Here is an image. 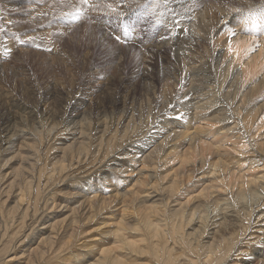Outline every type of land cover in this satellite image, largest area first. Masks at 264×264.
I'll list each match as a JSON object with an SVG mask.
<instances>
[{
	"label": "rangeland",
	"instance_id": "obj_1",
	"mask_svg": "<svg viewBox=\"0 0 264 264\" xmlns=\"http://www.w3.org/2000/svg\"><path fill=\"white\" fill-rule=\"evenodd\" d=\"M181 1L176 3L175 0H90V3L96 5V7L90 8L80 5L79 0H0V55L2 54L0 58L5 57L1 58L0 62V117L4 116L5 107L3 104L6 102V105L8 106L9 103L13 110L8 113L17 112L20 114L19 116L26 118V120H22V125L18 124L19 129L30 127L37 138L42 137L37 135L34 128H37L38 132L43 131L42 135L45 138L44 142L40 143L43 147L45 146L44 151L42 150L43 158L48 145L55 143V135L65 133L64 136H70L74 131L76 124H74L72 114L74 115L78 110L86 111L85 113H88L87 116L90 119L93 115L92 122L95 124V132L100 122L99 119L102 120L103 116L108 118L110 127H114L126 117L125 114L130 112L127 116H131L134 112L135 119H137L136 128L140 126V129L138 127L139 131L136 134L131 137L129 135L127 139L120 141V143L123 142L130 146L133 153L137 152V147L144 141L156 135L155 133L160 129L157 126L160 127V122L165 119H169L171 123L180 120L188 121V118L180 117L185 112L181 111V108L185 107L188 98L195 96V94L189 93L194 90L191 89V86L196 84L193 82L184 88L181 87L179 80L184 76L186 59L182 58L184 56L180 52L175 53V47L173 49L171 41H175L179 37L182 40L188 37L192 30L191 23L198 22L193 25V29L199 33L200 29L207 26V24H202L201 20L203 15L209 11L224 13L235 10L231 12L235 13L246 7L249 8L248 18H254L251 15H255L258 9H255L253 13L250 9L264 4V0ZM109 5L111 7H108ZM30 7L31 9H29ZM76 7L82 9L79 20H73L70 15L76 10ZM113 8L116 11H112ZM259 13H261L260 16L254 18L256 26L252 32L238 34L237 25V29L236 26L230 27L223 36L217 37V45H224L223 49L229 45L228 58L237 56L234 67L243 74L241 84L231 88V93L234 95L232 94L228 98L229 102L227 99H219V105L211 114L190 123L186 128L187 134L170 142L165 148V153L163 152L164 155H161L157 161V166L155 163H142L141 160L146 152L134 158L129 170H125L124 166L121 167L120 163L117 164L120 171L118 173L113 171V175L106 182L103 191L106 195L104 197L110 198L105 203L108 207L98 217V222L89 228L91 232L95 233V237L103 238L109 232L113 237V232L117 230L123 216L132 228H135L137 224L130 222L131 218L145 219L149 217L155 220V215L150 208L158 210L164 208L163 202L171 191L174 179L180 182L177 186L178 189L173 193L175 197L169 200L171 201L170 207L181 206L190 201L189 209L197 202L195 201L197 196L206 193H209V196L216 195L217 192L230 194L232 195L230 199L237 203H233V207L236 205L243 211V215L246 216V207H251L253 210L251 229L245 240L248 241L250 236L264 237V205L261 202L262 199L256 202L257 196L255 195L256 193L263 196L264 192L261 189L255 190L254 194L246 191L242 194V199L235 192L238 191L241 183L264 181V87L261 85L264 81L263 7L259 8ZM231 31L232 33H230ZM204 32L206 33V30L202 35L207 38L208 34L205 36ZM240 35L245 36L246 41L240 42V44L233 43V40ZM116 37H120V39L117 40ZM9 42L13 44V47L6 45ZM163 42H165L164 45H162ZM196 45H198L199 52L211 54L213 48L211 40H200ZM178 67L183 71H177ZM209 71L212 72L211 82L216 84L222 75L212 67ZM175 84L176 88H174ZM253 87H256L258 91L251 94L250 98H246L245 94L250 92ZM162 90L164 93H168L167 99L164 97L166 93H162ZM160 95L163 96V102L161 100L158 103ZM93 96L96 101L97 99L100 102L103 101V106L98 107V110L89 104L88 98L91 99ZM181 98L185 100L182 99L181 102ZM164 102L167 105L163 104ZM11 103L17 105L13 106ZM234 103H237L235 108L242 107V109H238V115L229 111ZM76 104L79 105L77 108ZM46 105L48 106L47 111L51 110L50 112L45 111ZM150 105L149 110L148 106L150 107ZM170 106L172 109L175 108L176 114H173L175 116L166 114ZM123 109H125L124 113ZM223 109H226V112L228 110L230 117L228 121L226 123L214 122L213 119L217 118ZM85 113L84 118L87 117ZM99 113L100 118L98 117V119L96 116ZM48 122L52 124L48 125ZM55 125L58 126L52 134H49L48 129ZM193 134H197L194 135L195 140L191 137ZM0 135H2L0 138L4 137L1 132ZM130 144L135 146V150ZM115 153H117V149ZM14 155L9 152L4 155L5 159H0L2 174L13 169L15 171L19 166L20 159ZM203 159L206 161L204 166L201 164ZM212 162L224 164L225 169L211 168ZM153 169L156 170L155 177ZM177 174L179 179L176 178ZM81 176L83 174H79V177L76 176V179L85 181L84 178L79 179ZM94 178L88 180L93 181ZM118 187L123 191L130 192L126 200H129H127V204L131 203L133 206L130 204L127 209L122 198L119 200L113 198ZM59 189L68 188L63 185ZM109 203L111 204L109 205ZM221 217L217 216V218ZM229 220L231 227L233 224H239L236 219L230 216ZM220 221L222 220L219 219ZM199 224L200 222L197 225L195 223L185 225L184 238H189L193 244H195L194 241H197V244L214 246L217 243L216 237L214 240L210 238L212 235L203 238L202 234L199 237L200 232L198 231L204 229L198 227ZM216 230L215 228H206L205 232L213 234ZM250 241L253 240L250 239ZM171 245L173 246V244ZM262 246L264 245L261 241L255 247L249 248L239 263H237L238 260H234L236 258L234 256L241 257V255H237L239 251L233 252L229 264H264L258 255ZM91 248L89 251L81 252L82 255L79 257L83 262L85 261L83 254L84 256L89 254ZM175 251L176 253L180 252L179 249ZM11 257L12 255L9 258ZM85 258L90 260L86 256ZM125 259L130 264H154L153 261L143 258L139 252L127 254ZM184 261L185 259L180 258L179 262L183 263ZM74 262L78 264L79 261Z\"/></svg>",
	"mask_w": 264,
	"mask_h": 264
},
{
	"label": "bare ground",
	"instance_id": "obj_2",
	"mask_svg": "<svg viewBox=\"0 0 264 264\" xmlns=\"http://www.w3.org/2000/svg\"><path fill=\"white\" fill-rule=\"evenodd\" d=\"M175 2L182 1L175 0ZM29 9H31V7ZM234 11L235 10L224 13L209 11L203 15V19L201 18L202 20L199 19L202 24H207L204 28H199V33L195 32L193 29V25L198 24V22L194 24L191 23L192 30L188 37H185L183 40L179 37L177 40L171 41L173 49L175 47V53L180 52L182 56H184L182 58L186 59L184 63L186 65L184 76L179 80L181 87L184 88L193 82L196 84L191 86V89L194 90L189 93L195 94V96L190 99L186 98L188 100L186 101L187 104H185V107L181 108V111L185 112L184 115L180 117H184L185 119L188 118L189 120L182 121L180 119L184 118L179 117L180 121L171 123L169 119H163L164 121L160 122L162 127H159V125L157 126L160 129L157 130L155 133L156 135L150 137L149 140L144 141V143L142 142L143 144L138 146V149L136 148L137 152L133 153L130 146H127L126 143H120V141L127 139L129 135L131 137V135L133 136V134H136L140 129V126H138L139 129L138 127L136 128L137 119H135L136 116H134V112L133 114L131 113V116L129 115L130 117L127 116L130 112H128L127 115L125 114L126 119H122L114 127H110L107 117L104 118L103 116L101 120L99 119L100 113L97 114L96 117H99L98 119L100 122L95 132V124L92 122L94 118L93 115L92 119H90V117L87 116L88 113H85L86 111L77 109L78 111L74 115L72 114L73 120L75 121L74 124H76L74 126V131H72L70 136H64L65 133L55 135V143L48 145L49 147L45 149L43 158L42 155L44 152L42 153V150L45 146L43 147L40 145V143H42L41 141L45 138L42 135L43 131L38 132V130H36L37 128H34V131H36L37 135H40L42 139L37 138L30 130V127L19 129L18 124L21 123L22 125V120H26V118L19 116L20 114L17 112L8 113V111H13L11 110L12 107L9 103L8 106L6 102L3 104L5 110L3 112L4 116L1 115L2 117H0V132L3 133L4 137L0 138V159H5L4 155L11 152L15 154L14 156L19 157L20 164L15 171L13 169L2 174L0 170V264H77L74 261H79L78 264H130L125 259V255L136 252H139L141 256L148 261H153L154 264H229L233 252L239 251L237 255H241V257L234 256L236 257L234 260H238L237 263H239L240 259H242V256L246 255L249 248L255 247L261 241L264 245V237H260V235L257 237L250 236L248 241L245 240L251 229L253 210L251 207H246V216L243 215V211L236 205L233 207V203L236 202L230 199V197H232L230 194L226 195L217 192L216 195L209 196V193H206L197 196L198 199L195 198L197 202L189 209L190 201L183 203L181 206L170 207L171 201L169 200L175 197L173 193L178 189L177 186H179L180 181L177 179H174L171 184V191L166 195L165 201L163 202L164 208L161 210L150 208L155 215V220L149 217L145 219L131 218L129 219L130 222L137 224L135 228H132L123 216L117 230L113 232V237L110 236L111 232H109L105 237H99L98 239L94 236L95 233L89 230V228H92L90 227L91 225L98 222V217H100L102 215L101 213L108 207L105 203L107 200H110V198L104 197L106 195L103 191L105 190L106 182L111 179L113 171L117 173L120 171V169L118 170L117 168V164L120 163L121 167L124 166L125 170H129L132 167L131 164L134 158L146 152L143 160H141L142 163H155L157 166V161L160 159L161 155H164L162 153H165V148L170 142L178 140L181 136L186 135V128L195 119H201V117L211 114L219 105V99H227L228 101V98L233 94L231 93V88L241 84L243 81L242 72L234 67L237 56L234 58L227 57L229 55V45L225 46V49H223L224 45L216 44L218 40L217 37L223 36L230 27L234 28L236 26L237 29L238 25V34L240 32L245 33L255 29V19L248 18L249 8L245 7L244 9H239V11L235 13H231ZM193 14L195 16L194 12ZM5 19L7 20V18ZM241 19H243L244 22L240 27L239 22ZM204 30H206L204 35L206 36V34H208L207 38H204L202 35ZM230 33H232V31ZM206 39L211 40L213 43V48L209 55L205 52H199L198 45H196L200 40ZM245 41V36L240 35L233 40V43L240 44V42ZM164 44L165 42L162 43V45ZM6 45L11 47L13 44L9 42L6 43ZM1 58L0 62L5 57ZM210 64H212V66H210ZM210 67L217 70L218 73L222 75V78L216 84L211 82L212 72L209 71ZM177 71L181 72L183 69L178 67ZM261 85L264 87V81ZM174 86V88H176V84ZM257 91L256 87H253L250 92L245 94V97L250 98V95ZM162 93H164V91ZM167 94L168 93L164 95L165 99H167ZM180 95H178V97H180ZM3 96H1V98H3ZM162 97L163 96L157 101L158 103L161 102ZM183 98H181V102ZM88 100L89 104L97 108V110L98 107L100 108L103 104V101L100 102L98 99L96 101L94 96L91 99L88 98ZM184 100L185 99H183V101ZM77 104L76 108L79 106H77ZM163 104L167 105L165 102ZM236 104L237 103H234L231 106V110H229L234 115H238V109H242V107L239 106L235 108ZM12 105L14 106L17 104L15 103ZM47 105L45 111L50 112L51 110L47 111ZM171 107L172 106L167 109L168 112H166V114H168V116L176 114V112H174L176 111L175 108L172 109ZM148 108L150 110L151 105L150 107L148 106ZM125 109L122 110L123 113ZM84 113L85 116H87L86 118H84ZM229 118L228 110L226 112V109H223L221 114L217 116V118H214L213 121L226 123ZM14 121L15 123H13ZM50 124L52 123L48 122V125ZM57 126L58 125L51 126L49 129L47 128L48 133L52 134ZM21 133L23 134L21 135ZM194 135L196 136L197 134L191 135L193 140H195ZM118 146L119 148H117ZM132 147V149L135 148V146ZM116 149L117 153H115ZM1 156L3 157L1 158ZM205 162V159H203L201 164L204 166ZM37 167L39 168L37 169ZM210 167L219 168L221 170L225 169V165L219 162H212ZM192 170L194 171L195 169ZM79 174H83L79 179L84 178L85 181L76 179V176L79 177ZM153 174L155 177V169H153ZM92 177H95L93 181L88 180ZM178 177L179 175L176 176V178ZM63 185H66L68 189H59V187ZM239 185L238 191L235 192H237L236 195L240 198L246 191H250L254 194L255 190L261 189L264 192V181L262 180L248 181ZM119 187L116 189L113 198H115V200L122 198V202L125 203L128 209V205L130 206L131 203L127 204L129 200L127 199V201L126 197L130 195V192L123 191ZM255 195L257 196L256 202L262 199L261 202L264 205V195L261 196L256 193ZM50 201L51 205L49 206ZM110 204L111 203H109V205ZM49 209H51V211H48ZM147 216H149V214H147ZM217 216L222 217L217 218ZM229 216L236 219L239 224H233V227L229 226ZM198 219L200 220L198 221ZM219 219L222 221L219 222ZM199 222L200 224L198 227L204 228L198 231L200 232L199 237H201L202 234L203 238L212 235L210 238L214 240V237H216L215 241L217 243H215L214 246L202 245L201 243L197 244V241H194L195 244H193L189 238H184L185 225H190L192 223L197 225ZM206 228H215L217 230L213 234H209V232H205ZM224 230L228 231L225 232ZM139 235H141L140 238H138ZM250 239L253 241H250ZM81 240L82 242L80 243ZM171 244H173V246ZM241 245L242 247H240ZM90 248V253L85 254L90 260H87L83 254V259H85L83 262L82 258L79 256L82 255L81 252L89 251ZM176 249H179L180 252L178 251L179 253H176ZM11 255L12 257L9 258ZM258 255L262 258L260 261L264 263V246L260 247ZM180 258L182 260L185 259V261L183 263L179 262Z\"/></svg>",
	"mask_w": 264,
	"mask_h": 264
},
{
	"label": "snow or ice",
	"instance_id": "obj_3",
	"mask_svg": "<svg viewBox=\"0 0 264 264\" xmlns=\"http://www.w3.org/2000/svg\"><path fill=\"white\" fill-rule=\"evenodd\" d=\"M79 4L80 5H85L88 7H96V5H93L92 3H90V0H79ZM108 7H111L110 5ZM81 8L80 7H76V10L73 13H70L71 18L73 20H79L80 19V13H81ZM112 11H116L114 8L111 9ZM117 40L120 39V37H116ZM23 43V41H21Z\"/></svg>",
	"mask_w": 264,
	"mask_h": 264
}]
</instances>
